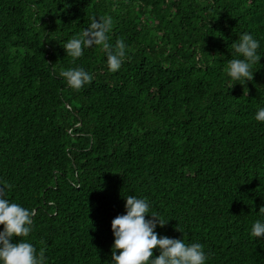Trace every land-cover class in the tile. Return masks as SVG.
<instances>
[{"label": "trees", "instance_id": "obj_1", "mask_svg": "<svg viewBox=\"0 0 264 264\" xmlns=\"http://www.w3.org/2000/svg\"><path fill=\"white\" fill-rule=\"evenodd\" d=\"M102 16L126 45L116 72L102 46L75 60L63 48ZM246 33L261 59L244 83L226 70ZM76 68L93 77L78 91L60 76ZM261 108L264 0H0V189L34 211L17 239L45 264H114L111 221L132 195L205 264H264L251 235L264 223Z\"/></svg>", "mask_w": 264, "mask_h": 264}, {"label": "clouds", "instance_id": "obj_2", "mask_svg": "<svg viewBox=\"0 0 264 264\" xmlns=\"http://www.w3.org/2000/svg\"><path fill=\"white\" fill-rule=\"evenodd\" d=\"M90 20L89 27L83 30L78 38H73L64 45L66 54L75 60L83 55V49L94 45L102 46L107 56L109 71H118L126 56V45L122 39H117L114 46L109 42L108 33L112 28V18L102 16L98 20L96 17H90ZM233 48L242 59L233 58L228 61L227 75L232 81L243 80L244 83L252 81L254 72L250 69L261 59L257 54L259 42L251 34L246 33L239 38L238 43L233 44ZM60 76L77 91L93 80L92 75L82 68L61 71ZM255 119L264 122V108L258 110ZM125 209L126 214L117 215L111 221L114 264H205L207 257L201 244L188 245L183 239L158 236L155 228L157 225L165 226L167 221L160 220L155 214H149V203L146 199L134 195L127 196ZM259 212L264 214V206L260 207ZM33 215V210L5 199L3 190L0 189V225L3 226V230L0 231L2 264H45L43 248L37 253L31 243L17 239L29 236ZM146 215H150L151 219H146ZM251 235L256 238L264 236V223L256 221L252 226ZM154 249L159 250V255L153 258Z\"/></svg>", "mask_w": 264, "mask_h": 264}]
</instances>
